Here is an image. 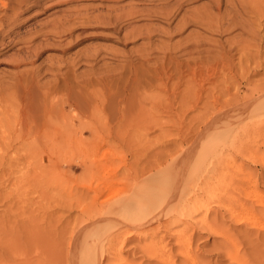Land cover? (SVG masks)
Segmentation results:
<instances>
[{"label":"bare ground","instance_id":"bare-ground-1","mask_svg":"<svg viewBox=\"0 0 264 264\" xmlns=\"http://www.w3.org/2000/svg\"><path fill=\"white\" fill-rule=\"evenodd\" d=\"M185 1L188 0H175L176 4L162 6L161 11L157 9L153 11L156 15L171 19L180 12ZM0 2L2 5L5 4V0H0ZM221 2L222 0H208L200 7L184 10L175 23L172 32H182L186 25L195 24L208 30V32L210 31V33L225 32L231 28L239 27L238 34L225 41L206 38V36L197 33L194 36L188 35L183 39L171 42L170 36L163 48L162 56L160 55L159 65L151 69L146 67V63L148 64L154 55V48L151 45L147 44L148 46L141 48L136 57L123 53L125 63L122 65L118 63L119 66L121 65L119 70L115 69L117 71L114 72L112 71L113 67L110 66L111 69L109 67L99 71L100 73L97 72L95 83L102 90L103 97L134 98L137 91L151 82L152 78L150 79L149 75H154L157 79L164 81L173 78L175 75L179 84L186 78V93L183 92L181 96L179 95L180 98H186L185 96L187 98H204L202 96L204 92L201 93L204 90L202 81L212 80L215 72L220 68L232 69L237 66L246 75H248L247 73L254 74L252 69L255 70V67L260 66L261 60L259 62L254 61L256 55L251 54L250 50L253 46L259 52L262 38L258 39V31L251 27L252 25L247 27L249 21L245 19V16L243 19L242 13L246 7H249L252 9L253 15L256 12L259 15L262 8L252 0H225V2L223 1L224 5L227 4L230 9L223 8L225 10L222 11ZM12 8L16 12L19 7L13 6ZM137 12L135 7H130L126 15H133ZM82 18L79 20L80 24H82ZM66 21L67 19L62 22L58 19L53 21L50 29H45L42 32L43 40L62 36L73 38L72 27L74 25L72 27L71 25L64 26L63 23ZM113 26L115 27L113 31L119 30V26H115V24ZM244 33H247L249 37L244 36ZM132 34V30L126 32L123 38H129ZM78 37L79 34L76 35V39ZM72 38L68 39L69 41L67 40V43L62 46L63 49L68 47L71 40L74 41ZM147 38L150 39L149 36ZM235 50H238L240 55L238 61L234 63L233 53ZM89 57L91 56L89 55ZM251 61L256 63L254 68L250 67ZM66 63L68 66L64 70H61L60 66L55 69L51 68L55 76L52 83L41 82L38 78L39 70L37 68L19 70L13 76L12 87L15 86L17 89L18 98L22 100H20L22 109L21 112L13 116L11 122L7 121L10 122V125L9 130L5 132V139L8 140L7 142L14 139L18 140L19 145L11 144L13 145L11 150L16 154L20 148L24 149L22 155H29V158L26 159L27 164L24 168L19 167V175L15 177L11 188L8 187L9 190H4L2 185L3 183L8 185L10 179H2L0 175V189H3L2 197L0 192V199L3 196L6 198L1 203L4 207L3 213L0 214V264H45L48 260L53 262L64 258L66 245L63 240H60L63 239L62 235L59 240H54L51 234L49 236L42 235L38 225V208L40 205L33 206L39 199L40 204L42 203L47 208L45 204H48L49 200H54V193L51 188L56 186H59L61 195H66V193L72 195V190L75 189L73 193L75 203H66L68 208L74 204L80 212L86 210L93 215L88 223H86L88 218L81 217L80 224L89 226L91 231L80 243L70 245L69 256H72L73 264H104L106 261L109 264H143V261L136 262L130 257V255L135 254L145 256L149 261L148 264H176L177 262L175 261V263L172 259L174 250L183 257L182 262L181 260L179 261L181 263L178 262L179 264H200L197 255L193 253L194 238H199L205 232L226 235L225 230H223L225 228L219 221L224 216L221 215L220 219L216 210V214H213L214 217L211 216L210 218L209 210L214 207L221 208L222 204L228 203L226 201H231L234 197L230 192L231 188L233 191L234 189L237 191L244 190L246 183L251 184L250 181L254 180L252 187L255 189L256 182L253 178L257 175L255 174L256 171L250 172L244 168L252 164L264 166V152L260 150V148H264V81L251 83V78L248 80L245 74L238 76V73H234L237 74V83L233 86L234 91L229 94L230 99L226 100L224 105H220L218 109H214V102L204 104L205 112L199 114V123L190 125L184 130L181 135L182 139L180 137V144L166 148L165 151L155 155L151 161L145 153L142 158L136 159L135 162L139 163L136 166L129 165L128 161L124 162L122 164L124 170L122 171L120 170L122 165L116 164L111 167L110 176L106 178L97 175L98 171H105V164L82 163L79 168L84 172L89 170L90 172L87 174L82 171L79 180L75 177V183L70 187L71 185L68 184L74 181H70L69 177H66V184L63 185L62 182H56L52 173L56 165V162L52 160L53 154H56L60 146L69 144L68 138L70 136L68 137V135H71L69 128L67 129L68 125L61 128L56 126L55 121L52 120L61 118L60 120L64 125L69 121L66 120L67 116L62 112V104L58 103L60 108L55 109L57 106L55 104L56 107L49 105L51 101L48 102V99L56 96V93L62 92L65 94L63 100L65 98L64 101H66L62 103H67L79 110L84 109L89 104V98L85 97V89L88 84H91V81L88 78L90 81L88 83L86 76H79L80 78L74 76L71 79L69 74L72 64L75 63L71 60ZM113 73L118 75L114 79V84L111 82ZM119 80H123L121 84H119ZM195 81H201L199 89L194 87ZM246 82L248 85L245 84ZM91 87L93 88L92 84ZM207 89L209 88L207 87ZM228 89L232 90L231 88ZM208 93L212 94V96L207 95L211 98L214 90L213 93ZM220 93L223 94V92ZM174 94L176 98L175 91ZM217 96L223 98L225 95L217 94ZM252 101L254 104L248 106L247 103H252ZM118 111L120 112V109ZM51 121L54 125L50 124ZM56 127L58 128L56 129ZM96 129L97 127H92L93 131ZM197 129L198 134L209 135L208 140H202V142L210 150L204 155L202 154L201 157L197 156L196 153L186 154L187 148H189L187 140L192 138L188 136ZM70 130L74 132L76 129L70 128ZM185 143L187 145L183 146ZM196 143L195 139L190 145H196ZM182 146L183 148L179 149ZM223 146H230L231 149L228 152L227 149L224 151ZM5 150L0 148V156L3 158L9 151L8 149ZM167 154L173 155V159L164 163ZM46 156L49 158L47 159ZM237 158L240 160L237 161ZM111 159L112 156L109 160ZM8 164L9 161L1 160L0 169H8ZM1 165H3L2 168ZM9 166L11 171L15 169L13 168V161ZM84 177L86 179H83ZM250 192H245L246 198H251L253 193ZM10 197L13 199L11 203ZM231 202L236 203L233 200ZM242 202L240 206L243 209L230 210L227 216L230 215V219L237 224L245 223L249 224L251 228L264 230V215H260L262 212H257L251 206L249 207L248 203ZM238 203L240 204V202ZM238 203L237 205H239ZM222 208L225 209V206ZM218 222L219 226H215ZM49 224L51 225V223ZM170 240H173L172 244ZM174 247L176 248L174 249ZM124 250H127L128 255L122 254Z\"/></svg>","mask_w":264,"mask_h":264},{"label":"rangeland","instance_id":"rangeland-1","mask_svg":"<svg viewBox=\"0 0 264 264\" xmlns=\"http://www.w3.org/2000/svg\"><path fill=\"white\" fill-rule=\"evenodd\" d=\"M223 1L225 2V0H222L220 3L221 6H223L221 10L224 11L225 9L223 10V8L230 9L227 4L224 5ZM252 1L257 6H261L260 8H262V10L259 15L256 12L254 15L256 14L257 16H254L251 12L252 9L249 7L245 8L242 15L243 19L245 16V19L249 21L247 27H249L248 25H252L251 27H254L255 30L258 31V39L260 37L262 38H260V51L257 52L253 46L250 50L251 54L254 53L256 55L253 59L254 61L259 62L261 60L260 66L255 67L256 63L251 61L250 67H255L256 69H252L254 74L247 73L248 75L243 73V70L237 66L233 67V70L227 67L225 69L222 68L223 70L220 68L221 70L219 69L215 72V77L213 76L214 81H212L213 78L209 80L210 82L202 81L205 91L202 90L201 93L204 92L202 94L204 98H187V96H185L186 98H180L183 92L184 94L186 93V78L179 84L175 75L173 78L165 81L163 79H157L154 75H149L150 79L152 78L151 82L149 85L146 84L144 88H140L141 90L137 91V95L134 98H106V96L103 97L102 90L99 89L98 84L95 83V78L98 75L97 72H101V70L109 68L110 66L113 67L112 71L116 72L119 70L120 66L125 63L123 59L125 57L122 56L123 53L124 55L131 54L136 57L138 51L148 46L147 44L154 48V55H152V59L149 63H146V67L150 69L154 68L156 65H159L158 63H160L163 48L169 41L170 36L171 42L177 39H183V37L188 35L194 36L197 33L206 36V38L225 41L238 34L240 30L239 27L231 28L225 32L217 31V33H210V31L208 32V30L203 27L202 29L201 26L199 27V25L195 24L186 25L184 28L185 30L183 29L182 32H175L176 34L172 32L175 23L181 17L184 10L200 7L207 3L208 0H188L183 2L180 9L181 13L179 12L171 19H167L162 15H156L154 11L156 9L161 11V7L165 5L176 4L175 0H5V4L3 5L0 2V10H2L0 12V148L6 149L5 151H7V149L9 150L4 158L0 156V163L1 160L9 161V164L13 161V168H15L11 171L8 164V169H0L2 179H10L8 185H4L3 183L2 187L5 188L4 190H9V188H11V184L16 179L15 177L19 175V167L24 168L27 164L26 159L29 158V155H22L25 151L24 149L20 148L16 154L11 150V146L19 145L18 140L14 139L7 142L8 140L5 139V132L9 130L8 127L13 116L21 112L20 110L22 109V100L20 99V101L18 98L16 87H12L13 76L17 71L37 68L39 70L38 78L40 81L45 82V84L48 82L52 83L55 76L51 68L55 69L57 66H60L61 70H64L68 66L66 62H70L71 60L75 64L71 63L72 69L69 74L71 76L70 78L73 79L72 77L74 76H86L87 79H90L93 88L91 84H86L87 91L85 89V97L89 98V104L87 103L88 105L84 109L79 110L69 106L67 103H62L65 100V98L63 100L65 94L62 92H59V94L56 93L55 95L57 97L54 96L48 99V102L51 101L52 103L49 102V105L54 107H58V103L60 105L62 104V112L67 116L66 120L71 122L64 125L60 120L61 118H54L52 120L53 122L55 121L54 124L56 123V126L61 128L68 125L69 127H67V129L69 128L68 130L71 134L68 135V137L70 136L68 138L69 144L60 146L56 154H53L54 157H52V160L56 162V165L52 173L55 176L56 182H62V184L65 185L66 177H69L71 179L70 181H74L75 177L79 180L83 171L79 168L80 164L102 163L106 165L105 171H98L97 175L98 177L106 178L110 176L111 167L116 164L122 165L124 162L128 161L127 163L129 165L136 166L139 164L135 162L136 159L142 158L145 153L151 161L155 155L159 154L161 151H165L166 148H171L180 144V137L182 133H184V130L190 127V125L192 126L193 124L199 123V114L205 112L204 104H212L214 102V109H218L220 105H224L226 100L228 101L230 99L229 94L234 91L233 86L237 83V74L234 73H238V76L240 74H245L248 80L251 78V83H261L264 81V0ZM258 3L260 4L258 5ZM13 6L19 7L16 9V12L12 8ZM130 7H135L138 12L133 15H126ZM81 18L82 24H80L79 21ZM57 19L61 22L67 19V21L63 23V25L65 24L64 26L71 25L72 27L74 25L72 27L73 38L71 36H62L60 38L47 39L44 41L42 32L45 29H50L53 21ZM114 24L115 26H119V30L113 31L115 28L113 26ZM7 30L8 33H6ZM131 30L133 34L130 35L129 38L124 39L123 35ZM77 34H79V37L76 39ZM243 35L249 37L247 33ZM147 36H149L150 39H146ZM71 38L74 41L71 40L68 47L63 49L62 46ZM234 52L233 61L235 63L238 61L240 53L238 50ZM89 55L91 57H89ZM118 63H121V65L119 66ZM109 69H111V67ZM93 74L96 76L94 77ZM113 74L111 82L114 84V79H116L115 77L117 74ZM251 74L252 76H250ZM89 79L87 81H89ZM90 81L88 83H90ZM122 81L119 80V84H121ZM200 83L201 81H195L194 87L199 89ZM245 84L248 85L247 82ZM247 85L244 87L246 88ZM207 87L209 89H207ZM220 88L222 89L219 90ZM227 88H231L232 90H227ZM210 89H213L214 93L213 90L211 91ZM223 89H226L227 93L226 90L223 91ZM174 91L177 95L176 98L174 96ZM219 91L223 92V94ZM208 92L213 93V97L214 94H216L215 97H208L212 96V94ZM245 92H247V90H245ZM217 94L225 96L219 98ZM250 104H254L253 101L252 103H247L248 106H250ZM57 107L55 109L60 108ZM119 109L120 112L118 111ZM8 120L10 122H7ZM51 122L50 124L54 125L53 122ZM94 126L97 127L95 131L92 130ZM58 127H56V129ZM70 128L76 130L73 132ZM196 131H198V129L195 130L193 134L190 133L192 136L189 135L188 137L192 138L187 140V144H189L187 145L185 143L183 146L187 145L189 147L187 148L186 154L196 153L197 156L201 157L202 154L204 155L205 152L207 153L210 150V148H207L206 145H203L204 142H202V140L205 141L209 135L205 134V136H203ZM192 139H196L197 141L196 145H192L193 148L190 145L193 141ZM183 146L179 147V149L183 148ZM28 148L30 147L28 146ZM223 149L224 151L227 149L228 152L231 148L230 146H223ZM260 150L264 152L263 147L260 148ZM214 155L215 153L213 156ZM110 156H112L111 160H109ZM46 158L48 159L49 156H46ZM172 159L173 155L167 154L164 158V163H168V161ZM239 160L240 159L237 158V161ZM2 166L3 165H1V168ZM120 170H124L123 165ZM244 170H250V172L256 171L255 174L257 175L254 174L255 178H253L256 182V188L253 189L252 187L254 180L250 181L252 185L246 183L244 190L237 191V189H234L233 191V188H231L230 192L234 196L231 201L233 200V202L236 203L226 201L228 203L222 204L223 207L225 206V209L221 206V208L214 207L216 208L215 210L214 208L209 210L210 213L208 212V215L210 218L211 216L212 218L214 217L213 214H216V210L220 219L221 215L224 216L219 221L225 228L223 230H225L226 235L223 236L221 233L213 234L205 232L202 233L199 238H194V247L192 246L194 250L193 253L197 255L201 262L200 264H264V230L251 228L249 224L245 223L237 224L230 219V215L227 216L230 210L237 211L243 209L240 206L242 199L244 203L246 202L245 204L248 203L249 207L251 206V208H254L257 212H262L260 215H264V166L252 164L246 166ZM85 172L89 174L90 170ZM85 172L83 171V173ZM83 179H86V177ZM74 183L75 181L73 183L70 182L68 185L72 187ZM51 190L54 193V200H49L48 204H45L47 208H45L42 203L40 204L41 201H39V199L33 206L37 207L40 205L38 208V225L41 228V234L48 236L51 234L54 240H59L62 235L63 239L60 240H63L66 245V254L60 261L54 260L53 262H49L48 260L45 264H73L72 256H69L70 245L72 246L80 243L91 231L89 226L85 224L82 226L80 224L81 217L84 219L88 218L86 222L88 223L93 215L86 210L80 212L79 208L74 204L72 207L68 208L67 204L69 202L75 203V196L73 194L75 189L72 190V195H68L67 193L66 195H61L59 186L51 188ZM250 190L252 191L250 192ZM248 191L251 194H259H252L251 198H246L245 194L248 193ZM0 192L2 197L3 189H0ZM241 197L244 198L241 199ZM4 199H6L4 196L0 199V214L3 213L4 206L1 203ZM236 199L239 200L236 201ZM12 200L13 199L10 197V203ZM88 202L89 200L87 203ZM238 202H240V204ZM237 203L239 205H237ZM227 206L229 207L227 208ZM49 223H51V225ZM217 224L215 226H219V222ZM170 243L172 244L173 240H170ZM175 248L176 247H174V249ZM122 254L128 255L127 250L122 251ZM130 257L136 262L143 261V264L149 263L145 256L135 254L130 255ZM172 259L174 262H177H175L176 264H179L182 262L183 257L174 250ZM180 260L181 262H179ZM104 264L109 263L106 261Z\"/></svg>","mask_w":264,"mask_h":264}]
</instances>
